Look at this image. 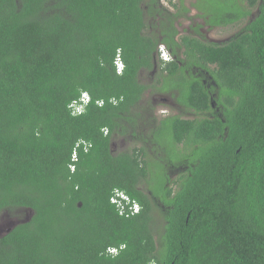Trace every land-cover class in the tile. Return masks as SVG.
I'll return each instance as SVG.
<instances>
[{"label":"trees","instance_id":"obj_1","mask_svg":"<svg viewBox=\"0 0 264 264\" xmlns=\"http://www.w3.org/2000/svg\"><path fill=\"white\" fill-rule=\"evenodd\" d=\"M205 1L222 9L208 10L210 24L238 20L224 17L231 0ZM259 8L215 44L177 40L180 15L162 0H0V216L29 215L0 237V264H264ZM163 45L175 61L158 60ZM148 92L203 116L157 123ZM84 93L91 102L75 115ZM139 121L152 148L116 153ZM116 191L140 213H121Z\"/></svg>","mask_w":264,"mask_h":264},{"label":"rangeland","instance_id":"obj_2","mask_svg":"<svg viewBox=\"0 0 264 264\" xmlns=\"http://www.w3.org/2000/svg\"><path fill=\"white\" fill-rule=\"evenodd\" d=\"M174 5H178L177 8H173L169 6L165 0H162L164 5L169 7L172 12H177L180 17H178L176 27L179 32L178 40H181V37L188 36V37H195L201 39L205 42L215 43V44H225L229 42L231 39L235 38L237 34L243 31L248 23L254 20L258 14H260L259 6L262 5V0L257 1V5L255 7H251L249 0H231V3L227 6V8H231L229 13L224 14V17H229V20L238 17L237 21L234 22H227L225 19L223 20L222 24H210L208 21L212 17L211 13H207L210 11L216 12L217 14L221 13V7L218 3H208L205 0H173ZM221 2V0H219ZM199 2H202V8L205 9L204 11L199 7ZM223 3V2H221ZM224 5L226 2L223 3ZM184 9H187L184 11ZM247 12L241 16H236L237 11ZM184 51V50H183ZM181 59H185V54L180 55ZM214 68V66H211ZM194 71L198 72L196 68H193ZM152 79L154 77L150 76ZM201 77L203 79H210V76L207 72L202 71ZM148 79V78H147ZM146 101H152V108H149L148 115L154 119L157 123L162 119H165L169 116L178 115L182 118L187 119H195L198 115V118H202L203 114H194L192 110H185L179 103L173 98L172 96L165 93H158L155 95L146 94L145 96ZM212 103L215 108V100L212 98ZM219 110H217L218 112ZM183 114H182V113ZM213 112L205 114V116L211 117ZM138 127L136 129L137 137L136 138H122L113 143V148L116 153L119 151H125L131 144L136 143L138 147L143 145L151 146L150 144L145 141V135L150 136L151 130L149 126L145 123L143 125L138 122ZM125 139V140H124ZM152 148V146H151ZM184 166H178L177 168L169 169L168 173L170 174V178L172 181L179 176L181 171H184ZM28 214L25 217H11L7 215L0 216V234H5V229L10 222H22L27 220Z\"/></svg>","mask_w":264,"mask_h":264},{"label":"clouds","instance_id":"obj_3","mask_svg":"<svg viewBox=\"0 0 264 264\" xmlns=\"http://www.w3.org/2000/svg\"><path fill=\"white\" fill-rule=\"evenodd\" d=\"M162 47H164L165 49H166V52L168 53V55L170 56V61H165L162 57H161V47H160V49L157 51V58H158V60L160 61V62H164V63H169V62H172L173 61V56H172V53H171V51L165 46V45H163ZM85 95V96H84ZM84 97H88V101H86V102H84L82 99L84 98ZM76 102V101H75ZM74 102V103H75ZM77 102L79 103V105L81 106V109H82V112L80 113V114H75L74 113V103L71 105V108H72V111H73V114H75V115H81L83 112H84V109H86V107L89 105V103L91 102V97L89 96V94L88 93H84L83 95H82V97L79 99V100H77ZM102 103V102H101ZM75 152V151H74ZM73 170V169H72ZM120 193V194H119ZM114 197H117L118 198V200H119V202L118 203H120V204H122L123 202H122V200H125L127 203H128V205H129V207L127 208V210L125 211V213H123V214H126V215H135V214H139L140 213V210L142 209L141 208V205L139 204V203H137L136 201H131L130 199H129V197H127V195L126 194H124V193H122V192H120V191H116V194H115V196ZM112 199H113V197H112ZM112 199H111V201H112ZM118 203H116V204H118ZM119 205V204H118ZM136 207H138V210L136 211V212H132ZM117 252H118V249L117 248H115V247H111V248H109L108 249V253L109 254H111V255H116L117 254ZM153 264V263H152Z\"/></svg>","mask_w":264,"mask_h":264},{"label":"built area","instance_id":"obj_4","mask_svg":"<svg viewBox=\"0 0 264 264\" xmlns=\"http://www.w3.org/2000/svg\"><path fill=\"white\" fill-rule=\"evenodd\" d=\"M161 57L165 60V61H170V56L168 55V53L166 52V49L164 47H161ZM117 67H118V72L119 73H122L123 71V68H124V65L122 64V61L121 59H117ZM85 96V95H84ZM84 102L88 101V97H84L82 99ZM75 108H74V113L75 114H80L82 112V109H81V106L79 105V103L76 101L73 105ZM73 160L76 161L77 160V153L76 151L74 152L73 154ZM72 169L74 170V167L72 166ZM120 194V193H119ZM112 202L113 203H118L119 200L117 197H113L112 199ZM119 204V208L121 209V213H125V211L127 210L126 206L125 205H122L120 203ZM138 210V207H136L132 212H136Z\"/></svg>","mask_w":264,"mask_h":264},{"label":"flooded vegetation","instance_id":"obj_5","mask_svg":"<svg viewBox=\"0 0 264 264\" xmlns=\"http://www.w3.org/2000/svg\"><path fill=\"white\" fill-rule=\"evenodd\" d=\"M177 23V22H176ZM180 34H178V36H179ZM178 36H177V40L179 39L178 38ZM167 47V46H166ZM168 48V47H167ZM170 50H172V49H170ZM176 51H177V49H175ZM173 51V50H172ZM178 52L180 53V55H183V51H180L179 49H178ZM173 56V55H172ZM177 59V57L176 56H173V61H175ZM156 70V69H155ZM153 71V72H151V73H149V75H148V77L147 78H150V80H154V78H155V72H157V70L156 71ZM150 76H152V77H154L153 79L150 77ZM211 79V78H210ZM147 94H150V92H148ZM167 94V93H166ZM168 95H170L171 96V94H168ZM2 235L0 234V237H1Z\"/></svg>","mask_w":264,"mask_h":264},{"label":"water","instance_id":"obj_6","mask_svg":"<svg viewBox=\"0 0 264 264\" xmlns=\"http://www.w3.org/2000/svg\"><path fill=\"white\" fill-rule=\"evenodd\" d=\"M28 219H29V216H28L27 220H28ZM17 224H18V222H16V223H14V222H10V223L8 224V226H7V229H5V233L10 232L11 229H12L13 227H15Z\"/></svg>","mask_w":264,"mask_h":264}]
</instances>
